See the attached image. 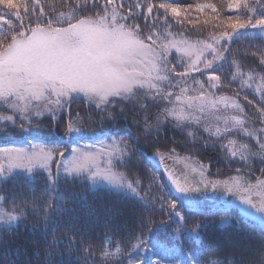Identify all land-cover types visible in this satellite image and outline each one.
<instances>
[{
	"label": "rangeland",
	"instance_id": "374dc122",
	"mask_svg": "<svg viewBox=\"0 0 264 264\" xmlns=\"http://www.w3.org/2000/svg\"><path fill=\"white\" fill-rule=\"evenodd\" d=\"M258 6L264 13V6ZM41 19L38 26H24L0 52V130L15 127L1 133L0 142L43 134L53 123L61 127L59 134L69 125L63 138L67 143L93 139L102 136L93 121H99V110L122 112L126 105L148 108L159 112L153 124L139 125L148 133L159 135L171 124L186 129L187 143L177 147L178 153L159 151L149 156L176 195L190 206L233 207L264 227V176L257 177L264 165V125L247 120L239 101L220 92L211 72L223 67L227 50L174 30L156 14L150 0H105L102 12L90 19H79L74 10L52 12ZM242 28L264 35V25L254 21ZM173 56L181 71L173 67ZM233 80L264 102V74L237 69ZM74 99L88 102L92 117L79 114L82 102L66 115ZM119 138L90 141L60 156L53 148L30 141L4 145L0 177L56 167L88 179L95 188L133 192L134 182L113 165L131 152V137ZM203 138L220 140L208 143L220 156L221 171L242 169L257 176L220 168L208 172L205 164L190 155L195 143H204ZM12 222L13 217L0 206V229Z\"/></svg>",
	"mask_w": 264,
	"mask_h": 264
},
{
	"label": "trees",
	"instance_id": "16d2710c",
	"mask_svg": "<svg viewBox=\"0 0 264 264\" xmlns=\"http://www.w3.org/2000/svg\"><path fill=\"white\" fill-rule=\"evenodd\" d=\"M103 1L0 0V52L13 43L24 26H38L43 16L74 10L79 19H90L102 12ZM150 1L156 14L174 30L227 50L223 67L211 72L220 92L239 101L247 120L264 125V102L233 80L237 69L264 74V35L242 27L232 29L226 23L236 18L256 23L264 17L258 6H264V0ZM162 5L186 12L171 14ZM171 63L181 71L174 56ZM126 106L122 112L99 110V121L93 119L95 127L107 132L97 138L67 143L58 137L61 127L53 123L43 134L0 142L1 147L30 141L53 148L60 156L90 141H118L125 134L131 137L130 130L139 135L130 143L131 152L113 163L117 171L134 182L133 192L95 188L88 179L60 172L56 167L0 177V206L14 220L0 229V264H264L263 226L233 207L186 204L168 185L162 169L150 160L149 156L157 151L177 152V147L187 142L186 129L171 124L159 135L148 133L139 125L153 124L159 112ZM81 107L79 114L90 117L91 108ZM14 128H3L0 135ZM203 140L190 155L204 164L215 162L211 169L221 171L220 159L216 160L219 155L208 143L220 140ZM261 172L264 174V165ZM183 228L195 235L181 232Z\"/></svg>",
	"mask_w": 264,
	"mask_h": 264
},
{
	"label": "snow or ice",
	"instance_id": "6c2138e0",
	"mask_svg": "<svg viewBox=\"0 0 264 264\" xmlns=\"http://www.w3.org/2000/svg\"><path fill=\"white\" fill-rule=\"evenodd\" d=\"M163 7H165L169 13L171 14H180L183 15L185 14L186 10L184 9H180V8H176V7H170L168 5H162ZM235 5H231V7H234ZM250 21L248 19H243V18H236V19H231L229 21H227V26L229 28L235 29V28H239V27H244L246 26ZM258 25H264V17L260 18L257 20L256 22Z\"/></svg>",
	"mask_w": 264,
	"mask_h": 264
},
{
	"label": "water",
	"instance_id": "95a60500",
	"mask_svg": "<svg viewBox=\"0 0 264 264\" xmlns=\"http://www.w3.org/2000/svg\"><path fill=\"white\" fill-rule=\"evenodd\" d=\"M76 101L84 103L87 108L89 107V103L88 102H86L84 100H81V99H74L68 104L67 112H66L68 116H70L71 107ZM68 130H69V125H68V128L66 129V131L62 135H60L59 138H63L64 136H66V134L68 133ZM130 132H132V131L130 130ZM195 144H198V143H195ZM207 168L209 169V165L207 166ZM233 171L241 172L243 170L242 169H233ZM248 173H250V172H248Z\"/></svg>",
	"mask_w": 264,
	"mask_h": 264
},
{
	"label": "bare ground",
	"instance_id": "6f19581e",
	"mask_svg": "<svg viewBox=\"0 0 264 264\" xmlns=\"http://www.w3.org/2000/svg\"><path fill=\"white\" fill-rule=\"evenodd\" d=\"M130 134H131V139H132V140H134V141H135V140H138L139 135H137V134L134 133V132H131ZM186 143H187V142H186ZM157 152H159V151H157ZM157 152H156V153H157ZM219 158H220V156H217L216 160H219ZM216 160H215V161H216ZM214 163H215V162H211V163H208V162H207V164H210V166H213ZM218 172H220V171H218ZM252 172H253V171H252ZM251 175L254 176L253 173H252ZM258 176H259V177H263V176H264L263 172L259 173Z\"/></svg>",
	"mask_w": 264,
	"mask_h": 264
},
{
	"label": "flooded vegetation",
	"instance_id": "af4514ba",
	"mask_svg": "<svg viewBox=\"0 0 264 264\" xmlns=\"http://www.w3.org/2000/svg\"><path fill=\"white\" fill-rule=\"evenodd\" d=\"M102 130L107 131V129H105V128H102Z\"/></svg>",
	"mask_w": 264,
	"mask_h": 264
}]
</instances>
